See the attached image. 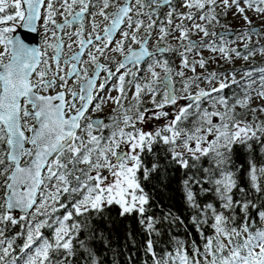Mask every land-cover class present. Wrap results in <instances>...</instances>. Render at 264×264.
Listing matches in <instances>:
<instances>
[{
	"label": "snow or ice",
	"instance_id": "6c2138e0",
	"mask_svg": "<svg viewBox=\"0 0 264 264\" xmlns=\"http://www.w3.org/2000/svg\"><path fill=\"white\" fill-rule=\"evenodd\" d=\"M0 264H264V0H0Z\"/></svg>",
	"mask_w": 264,
	"mask_h": 264
},
{
	"label": "rangeland",
	"instance_id": "374dc122",
	"mask_svg": "<svg viewBox=\"0 0 264 264\" xmlns=\"http://www.w3.org/2000/svg\"><path fill=\"white\" fill-rule=\"evenodd\" d=\"M248 15L250 17H252V19L254 20L256 18V23L259 24L260 20L257 19L256 16H254V14L252 12H249ZM224 23L229 24L233 29H240L244 26V21L242 19H240L238 16L237 17H233L231 14H229V16L227 17V19L224 21ZM208 53L205 52V56H207ZM258 61H260L262 58L261 57H257ZM243 63L242 61H237L236 62V66L239 67L240 64ZM214 67H216V65H212ZM109 110H106L105 113H108Z\"/></svg>",
	"mask_w": 264,
	"mask_h": 264
},
{
	"label": "trees",
	"instance_id": "16d2710c",
	"mask_svg": "<svg viewBox=\"0 0 264 264\" xmlns=\"http://www.w3.org/2000/svg\"><path fill=\"white\" fill-rule=\"evenodd\" d=\"M107 114H108V113H107ZM107 114L104 113V115H107ZM173 187H174V185H173ZM171 194H172V193H171V190H169V191H167V192L160 193V196H161V197L165 200V202L167 203V202H169V201L167 200V197H168V195H171ZM171 202L174 203V204L176 205L177 209H179V211H180L181 213H184V209H183V207L181 206V204H180V202H179V197H176V198H175L174 200H172ZM177 231H182V230L177 229ZM124 232H125V229H124L123 225H122V224L119 225V226L117 227V232H116L117 237L120 238V239L117 241L118 244L120 243V241H122L123 236H124ZM120 259L123 260V257H121ZM137 259H139V257H137Z\"/></svg>",
	"mask_w": 264,
	"mask_h": 264
},
{
	"label": "flooded vegetation",
	"instance_id": "af4514ba",
	"mask_svg": "<svg viewBox=\"0 0 264 264\" xmlns=\"http://www.w3.org/2000/svg\"><path fill=\"white\" fill-rule=\"evenodd\" d=\"M254 16H255V14H254ZM254 21H256V18L254 19ZM257 61H258V59H257ZM177 63H178V61H177ZM212 67H214V66H212ZM225 67L227 68V67H230V66L229 65H225Z\"/></svg>",
	"mask_w": 264,
	"mask_h": 264
}]
</instances>
